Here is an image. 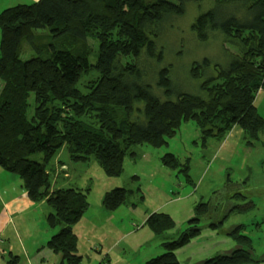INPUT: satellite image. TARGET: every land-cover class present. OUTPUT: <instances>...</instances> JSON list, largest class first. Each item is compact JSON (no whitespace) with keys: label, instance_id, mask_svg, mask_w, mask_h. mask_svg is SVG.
<instances>
[{"label":"trees","instance_id":"trees-1","mask_svg":"<svg viewBox=\"0 0 264 264\" xmlns=\"http://www.w3.org/2000/svg\"><path fill=\"white\" fill-rule=\"evenodd\" d=\"M197 1L38 0L0 13V166L21 178L32 202L49 207L47 222L61 228L47 246L61 264L82 261L73 226L89 205L81 189H51L48 167L62 149L72 161L95 158L115 177L134 145L161 146L190 119L205 142H223L237 128L250 139L264 131L255 106L264 92V0H213L191 30L219 56L183 66L167 62L172 21ZM41 33L49 38L44 47ZM89 40L95 50L86 47ZM87 73L97 75L94 86H81ZM164 163L178 164L173 154ZM129 193L108 191L104 206L116 210ZM214 208L215 218L209 204H200L202 214L177 236L166 235L175 226L171 216L154 213L150 226L165 252L145 264H183L175 252L202 233L203 217L221 230L238 212ZM242 230L230 232L234 250L198 264H260ZM9 257L8 264H19L18 256Z\"/></svg>","mask_w":264,"mask_h":264},{"label":"rangeland","instance_id":"rangeland-1","mask_svg":"<svg viewBox=\"0 0 264 264\" xmlns=\"http://www.w3.org/2000/svg\"><path fill=\"white\" fill-rule=\"evenodd\" d=\"M36 1L0 0V13ZM211 3L213 0H198L188 6L182 17L172 21L165 41L167 62L183 66L193 59L220 54L215 48H202L191 30L197 16ZM48 40L41 33L38 42L44 47ZM86 47L95 50L96 43L89 40ZM96 81V74L87 73L80 84L91 87ZM255 106L264 118V92L258 94ZM237 129L231 131L224 144L213 139L205 142L197 123L190 119L173 136L166 137L161 146L134 145L131 153L124 156L121 174L115 177L108 176L95 158L72 161L68 151H59L48 167L51 189H81L89 203L80 222L73 226L77 254L83 257L80 264H145L165 252L161 236L150 226L153 214L170 215L175 226L166 235L177 236L188 227L189 220L199 215L197 207L202 203L210 205L209 217L215 218L220 211H215L214 206H222V213L232 208L238 212L229 216L221 230L211 228L213 219L203 217L198 223L202 233L175 252L183 264H198L234 250L238 245L230 232L238 225L243 226L241 233L252 239L254 255L264 264V131L257 139H250ZM168 154L176 157L177 167L164 163ZM116 187L133 193L128 194L125 204L110 210L103 200ZM24 192L21 178L0 166V198L7 201ZM49 212L48 206L36 204L13 215L12 223L0 234V264H8L10 249L20 257L19 264H26L25 258L30 264H60L47 246L61 228L49 225Z\"/></svg>","mask_w":264,"mask_h":264},{"label":"crops","instance_id":"crops-1","mask_svg":"<svg viewBox=\"0 0 264 264\" xmlns=\"http://www.w3.org/2000/svg\"><path fill=\"white\" fill-rule=\"evenodd\" d=\"M225 141H226V139L223 141V144L225 143ZM63 167H64V165H63ZM63 170L66 171L65 169H63ZM36 204H44V205H46L44 202H42V203H34V202H32L29 199V197H28L26 192H24V194L22 196H16V197H14V198H12L10 200H7V201H5V200L0 198V205H1V207H0V234H3L6 231L8 224L12 223L13 215L17 214L19 212V210H21V209L28 208V207H33ZM2 253L4 254L5 251H2ZM10 254H13L12 249L9 250L8 255H10ZM56 257H58V256H56ZM25 260H26L25 261L26 264H30L28 258H25ZM18 263H19V259H18ZM44 264H45V262H44ZM60 264H61V262H60Z\"/></svg>","mask_w":264,"mask_h":264}]
</instances>
